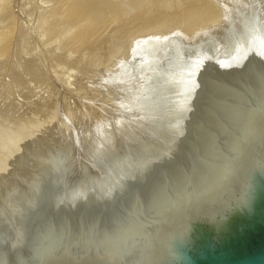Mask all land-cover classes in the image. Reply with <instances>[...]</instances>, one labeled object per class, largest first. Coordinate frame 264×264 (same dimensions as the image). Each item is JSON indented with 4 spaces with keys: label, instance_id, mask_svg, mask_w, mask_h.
Returning <instances> with one entry per match:
<instances>
[{
    "label": "water",
    "instance_id": "1",
    "mask_svg": "<svg viewBox=\"0 0 264 264\" xmlns=\"http://www.w3.org/2000/svg\"><path fill=\"white\" fill-rule=\"evenodd\" d=\"M234 25L229 53L177 39L138 135L116 147L89 127L62 181L7 210L0 264H264V25ZM67 174L87 195L60 194Z\"/></svg>",
    "mask_w": 264,
    "mask_h": 264
},
{
    "label": "rangeland",
    "instance_id": "2",
    "mask_svg": "<svg viewBox=\"0 0 264 264\" xmlns=\"http://www.w3.org/2000/svg\"><path fill=\"white\" fill-rule=\"evenodd\" d=\"M254 13L264 25V0H0V224L62 181L89 127L116 147L125 131L138 135L177 39H216L217 53H228L234 24L249 35ZM208 19L221 31L205 35ZM66 181L60 191L83 189L72 174Z\"/></svg>",
    "mask_w": 264,
    "mask_h": 264
},
{
    "label": "bare ground",
    "instance_id": "3",
    "mask_svg": "<svg viewBox=\"0 0 264 264\" xmlns=\"http://www.w3.org/2000/svg\"><path fill=\"white\" fill-rule=\"evenodd\" d=\"M62 7H63V5H61ZM66 9L65 8H62V10L61 11H65ZM54 12V11H53ZM68 12H70V10H69V7H68ZM58 14H60V12L58 13ZM69 14V13H68ZM68 14H67V16H68ZM56 16V15H55ZM69 20H74L76 23H75V25L74 26H77V27H75V28H83V27H80V25L81 24H84V23H80V21L82 22V20L84 19H82V18H80V17H77V16H74L73 18L72 17H67ZM71 18V19H70ZM55 21V20H54ZM84 22V21H83ZM205 21H203V23H204ZM208 22V23H207ZM72 23V22H71ZM79 23H80V25H79ZM206 23L208 24L207 26H206V28H207V30H212V32L210 31H207V34H205V35H208V33H211V34H216V33H218L219 31H221V28H220V26H218V22L216 23V22H213V19H208V20H206ZM206 23H205V25H206ZM72 24H74V23H72ZM57 25H59V24H56L55 25V28H56V26ZM62 24H60V27H63V26H61ZM219 25H220V23H219ZM222 25V24H221ZM201 26V25H200ZM204 26V25H203ZM58 27V26H57ZM78 28V29H79ZM196 28H198V25H197V27ZM203 28V27H202ZM205 28V27H204ZM57 29H59V28H57ZM195 28H193V30H194ZM8 30V29H7ZM62 30V29H61ZM195 30H197V29H195ZM194 30V31H195ZM185 31V30H184ZM188 32H189V29L187 30ZM191 31V30H190ZM200 31V30H199ZM86 32V31H85ZM187 32V33H188ZM192 32V31H191ZM185 33V32H184ZM190 33V32H189ZM194 33V32H193ZM204 33H206V32H204ZM203 31H202V36H203ZM199 34H200V32H199ZM205 35H204V37H205ZM183 36V35H182ZM184 36H186V35H184ZM198 35H196V34H193L192 36H191V40H189V42H192V43H194L197 39H199L198 37H197ZM201 35H199V37H200ZM77 37V39H76V41H80V38H81V36H76ZM75 37V38H76ZM186 39V38H185ZM71 41V40H70ZM76 41H71L72 43H74V42H76ZM76 44H78L77 42H76ZM70 46H73V45H71L70 44ZM74 49H75V47H74ZM70 50H72V51H75V50H73V47H70ZM230 51V50H229ZM229 51H228V53H229ZM68 52H70V51H68ZM70 53H72V52H70ZM70 53H67V54H70ZM226 53V52H225ZM71 55V54H70ZM69 55V56H70ZM28 62V61H27ZM27 62L25 61V62H23V63H26L27 64ZM25 64V65H26ZM53 176H54V174H53ZM58 176V175H57ZM54 180L55 179H53L52 181L54 182ZM51 182H49V184H50ZM48 185V184H47ZM69 185V184H68ZM37 186H38V184H37ZM40 187H41V185H39ZM77 186V185H76ZM79 186H80V184H79ZM40 187H38V188H40ZM78 187V186H77ZM42 189H44V187L42 188ZM69 189H72V186H70V188ZM38 191H40L41 192V190L39 189ZM38 191L36 192H34L35 193V195H36V193H38ZM39 192V193H40ZM60 194H62V195H67L68 197H69V199L71 198V199H76V198H81L82 196H84V195H87L86 194V192L84 191V189H80V190H63V191H60ZM60 194H57L58 196L60 195ZM38 195V194H37ZM36 195V196H37ZM35 197V196H34ZM53 197H55V195L54 196H52L51 195V193L49 194V195H46V196H44L43 197V200H41L40 202V204H42V202L45 200V201H48L49 199H53ZM35 199V198H34ZM24 201H26V199L24 200ZM31 201V200H30ZM29 201V202H30ZM45 201H44V203H43V205H49L48 204V202H46L45 203ZM25 203H27V202H25ZM65 204V203H64ZM47 206H45L43 209L41 208V206H40V208H39V211H38V213L37 214H34V215H32L31 213H29V222H30V227H33L34 225L36 226V225H45L46 224V222L48 221V219L46 218V214H47V211L49 210L48 208L49 207H47ZM60 206H62V205H60ZM59 206V207H60ZM58 207V208H59ZM64 207L65 206H63V208L62 209H59V211H55L54 213L56 214V213H58V212H60V213H62V214H64V212L65 211H63V209H64ZM49 211H52V210H49ZM45 212V213H44ZM2 220V219H1ZM1 225H3V224H0V228H1V231L4 233V230L6 229V227H3L4 225H6V224H4L3 226H1ZM17 226V225H16ZM7 230H10V229H7ZM11 239L13 240V238L11 237ZM52 258L53 259H55V260H57L58 259V257H56V256H52Z\"/></svg>",
    "mask_w": 264,
    "mask_h": 264
}]
</instances>
